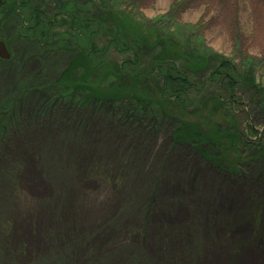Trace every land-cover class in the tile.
<instances>
[{
  "label": "rangeland",
  "instance_id": "1",
  "mask_svg": "<svg viewBox=\"0 0 264 264\" xmlns=\"http://www.w3.org/2000/svg\"><path fill=\"white\" fill-rule=\"evenodd\" d=\"M125 3L124 7H117H130L126 10L140 24H160L170 34L195 31L199 42L228 60L233 69L247 70L255 79L264 80V0H125ZM20 18L18 10L10 12L0 28V40L9 42L6 47L12 56L0 64L3 79L0 83L31 80L37 83L21 98L18 116L25 122L14 123L13 133L17 136L29 131L26 121L36 122L46 107H42L40 100L47 103L53 120L37 123V131L55 128L54 131L75 134L90 128L95 118L103 125L108 120L104 107L90 101L82 105L60 104L56 96L42 89L54 77L52 71L44 66L43 75L44 70H37L40 64L36 58L18 62L12 38ZM58 29L68 30L65 25ZM57 38L56 34L54 39ZM36 44L37 41L33 43ZM107 56L120 59L113 51ZM101 75L98 73L95 82L85 83L86 93L93 89L99 93L112 91L100 89L103 85L110 88V83H101ZM193 84L187 97L205 96L204 86L208 84ZM163 90L171 95L173 83H164ZM221 91L225 92L223 83L218 92ZM231 95L222 96L230 104L226 112L210 103L197 112L196 106L171 105L176 116L181 111L193 112L190 121L181 123L169 118L160 129L142 122L138 123L139 128L132 127L112 119L119 130L124 129L133 137L130 143L133 147L138 141L142 149L149 140L148 133L156 131L151 138H158L143 154L145 163L139 169L142 177L134 182L133 167L118 155L124 144L121 143L118 152L111 142L105 143L103 134L84 147H78L79 143L70 137L64 139L61 148L53 150L46 148V136L37 141L39 147L29 151L28 139L16 141L15 158H19L16 161L19 163L11 166H22L20 182L15 185L19 196L15 195L13 210L7 209L13 225L0 236L5 250L2 264H38L43 260L46 264H224L225 260L230 264H264V152L260 153L264 147V120L252 113L249 92L236 91L232 100ZM217 96L216 93L213 98ZM146 97L154 105L162 102L169 107L168 98L160 96V91L155 94L148 91ZM176 100L184 102L181 97ZM194 103L200 108L204 102ZM257 113L263 116L260 111ZM103 131L109 135L108 129ZM34 136V140L39 137ZM194 136L209 137L211 141L222 138L223 144L231 143L236 151L226 149L219 153L223 166L216 168L195 150L173 141H189ZM117 137L118 132L112 136L114 140ZM36 148L44 154L40 152L38 156ZM209 148L217 151L213 143L203 147ZM167 153L174 171H194L199 188L204 193L211 192L184 196L186 185L172 178L159 188V203L152 211L149 196L155 188L162 157ZM236 153L242 155L245 161L242 165L234 164ZM176 181L181 190L174 204ZM144 211L152 212L147 222L142 218ZM144 225H149L147 232ZM2 235L9 240L7 243Z\"/></svg>",
  "mask_w": 264,
  "mask_h": 264
},
{
  "label": "trees",
  "instance_id": "2",
  "mask_svg": "<svg viewBox=\"0 0 264 264\" xmlns=\"http://www.w3.org/2000/svg\"><path fill=\"white\" fill-rule=\"evenodd\" d=\"M125 4V0H0V28L10 12L17 10L20 12L21 23L12 38L14 56L18 58V62L27 63L30 61L29 59L36 58L40 64V68L37 67V70H44L45 66L53 73L52 80L44 87L42 86V89L52 97L56 96L60 104L66 102L82 105L86 101H90L96 106L104 107L108 115V120L103 125H100L98 119L95 118L90 128L75 134L65 133L60 129L59 132L54 131L55 128H43L42 131H37L35 129L37 123L53 120L47 109V103L40 100L42 107H46L36 117V122L33 119L32 122L26 121L30 127L29 131L16 136L13 133L14 123L25 122L24 118L18 116L17 107L21 98L29 94L34 83L37 82L31 80L29 83H9L10 81L0 83V236L2 233L8 232L10 226L13 225L7 209L13 210V204L16 205L15 195L19 196L15 185L20 182L22 166H11L12 163H19L16 162L19 158H15L18 155V150L14 148L16 141L28 139L30 142L26 144V147L29 151L33 150V147H39L36 145L37 141L46 136V148L53 150L57 146L61 148L64 139L68 140L70 137L79 143L78 147H84L93 138L98 140L97 136L103 134L105 143L111 142V145L116 146L115 149L118 152L121 143L124 144L118 155L127 162L126 164L133 167L132 182H134L138 181L141 176L139 169L145 163L143 157L145 150L152 147L158 138H151V134L156 133L155 129L162 128L164 122L169 118H174L181 123L183 120L190 121L193 112L185 114L184 111H181V115L177 114L176 116L177 112L171 105H180L183 106L182 108H186L187 105L196 106L194 111L197 112L202 109L205 103H210L218 110L226 112L230 104L224 102L222 96L229 97L232 94L230 96L232 100L234 93L240 90V92L250 93L252 113L264 120L263 79H255L254 74L247 70L242 69L240 72L239 69L238 71L233 69L232 64H228V60L222 59L220 55L204 47L195 36V31L189 28L188 32L176 31L175 34H170L167 28L160 24L153 26L140 24L139 21L133 19V15L128 13L127 10L130 7L123 9L117 7V5L124 7ZM63 25L68 30L66 32L58 31V27ZM68 31L70 33H67ZM56 34L59 38L54 39ZM36 41L37 44L33 45ZM6 44L9 45V42ZM40 47L42 48L40 49ZM109 51L119 55L120 59H109L107 56ZM6 62L0 59V64ZM42 73L44 75L45 70ZM98 73L102 74L101 83H110V88L107 87L109 85H103L100 89H112V91L99 93L93 89L89 91L90 93H86L85 83L95 82ZM0 80H3L2 77ZM38 83H42V81ZM164 83H173L171 95L163 90ZM193 83L208 84L204 86L205 96L187 97L191 87L194 86ZM221 83L225 87V92H218ZM155 85L158 87L155 88ZM62 86L64 89L61 88ZM210 88L214 91H210ZM148 91H152V94L160 91V96L168 98L169 107L163 105L162 102H157L154 105L146 97ZM207 91L208 95H206ZM178 92L184 93L178 94ZM212 93L214 95L217 93L218 96L213 98ZM176 97L183 98L184 102L176 100ZM201 101L204 103L200 108H197L199 104L194 102L201 103ZM150 105H153L154 108L151 109ZM256 111H260L263 116H258L259 113L256 114ZM112 119L137 128L140 127L138 124L140 122L149 123L150 127L155 129L148 133L149 140L141 149L138 141H135L137 144L135 147L130 144L133 137L124 129L123 131L119 130ZM102 127L109 130V135H106ZM117 132L118 137L114 140L112 136ZM54 133L57 134L54 135ZM195 133L197 134L196 131ZM34 135L39 136L37 140H34ZM173 141L191 151L195 150L194 152H198L205 162L216 168L223 166L219 161V153H224L226 149L230 150L229 152L236 151L235 148L232 149L231 143L223 144L222 138L211 141L209 137L202 136L197 139L194 136L189 141ZM83 142L85 143L82 144ZM212 143L216 145L217 151L214 148L203 149L204 145L212 146ZM40 150V148L35 150L38 156L40 152L44 154V151ZM261 150L260 153H263L264 147ZM168 155L169 153L162 157L163 161L154 182L155 188L149 196L148 201L152 206V211L159 203V188L172 178H176L179 180L178 182L186 185L187 191L184 192V196L192 197L199 193L209 195L211 192L204 193L199 188L197 176L193 174L194 171H185V169L174 171L170 166L171 158L169 159ZM235 158L236 161H233L235 165H242L245 162L239 153H236ZM8 159L15 161L11 160V162ZM178 182L176 181V185ZM180 190L181 186L178 184L174 204L177 203L178 196L180 197ZM144 213L142 218L147 222L152 212L144 211ZM148 229L149 225H144L146 232ZM5 237L2 235V240L7 243L9 240ZM4 256L5 250L0 242L1 264ZM38 264L46 263L43 260Z\"/></svg>",
  "mask_w": 264,
  "mask_h": 264
},
{
  "label": "water",
  "instance_id": "3",
  "mask_svg": "<svg viewBox=\"0 0 264 264\" xmlns=\"http://www.w3.org/2000/svg\"><path fill=\"white\" fill-rule=\"evenodd\" d=\"M10 57V53L6 47V44L4 41L0 40V58L7 60Z\"/></svg>",
  "mask_w": 264,
  "mask_h": 264
},
{
  "label": "bare ground",
  "instance_id": "4",
  "mask_svg": "<svg viewBox=\"0 0 264 264\" xmlns=\"http://www.w3.org/2000/svg\"><path fill=\"white\" fill-rule=\"evenodd\" d=\"M173 158H174V157H173ZM228 262H229V261H226V260H225V261H224V264H230V263H228Z\"/></svg>",
  "mask_w": 264,
  "mask_h": 264
}]
</instances>
